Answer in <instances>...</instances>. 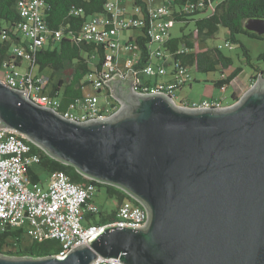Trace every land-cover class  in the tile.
Listing matches in <instances>:
<instances>
[{"label":"water","instance_id":"1","mask_svg":"<svg viewBox=\"0 0 264 264\" xmlns=\"http://www.w3.org/2000/svg\"><path fill=\"white\" fill-rule=\"evenodd\" d=\"M245 29L264 34V20ZM107 83L119 109L75 122L0 82V129L11 130L85 178L145 210L139 228L106 227L64 257L0 264H264V78L222 109H188L162 94Z\"/></svg>","mask_w":264,"mask_h":264},{"label":"built area","instance_id":"2","mask_svg":"<svg viewBox=\"0 0 264 264\" xmlns=\"http://www.w3.org/2000/svg\"><path fill=\"white\" fill-rule=\"evenodd\" d=\"M177 0H131L132 11H128V0H104L100 13L86 17L81 26L80 39L99 44L104 49V60L99 69H93L82 83L94 93L83 94L61 109L57 97L46 93L48 78L34 73L35 53L49 41H59L61 31H49L45 24L43 0H17L15 8L20 16V44L10 48L11 58L0 67V82L6 86L26 92L25 97L38 106L49 108L63 118L75 122H89L111 117L120 107L107 84L125 81L128 72L133 78L131 90L139 95L162 94L173 103L188 109H222L228 105L222 99H202L199 103L174 102V92L185 85L190 86V67L182 65L173 54L162 46L170 38L174 15L194 12L208 13L216 2L222 0H186L176 5ZM75 17L83 15L81 8H72ZM136 30V36L121 39L123 31ZM144 37L150 42V61L139 66L141 51L137 40ZM23 43V44H21ZM156 43L158 47L152 49ZM230 48L228 42L216 46ZM183 53L178 49L175 54ZM153 58L157 62L153 63ZM22 63H26L24 67ZM169 67V69H168ZM166 77L164 81L142 82L143 77ZM84 88V89H85ZM100 91L115 102L100 106ZM226 91V86L220 87ZM115 105L117 108L115 109ZM79 111V113H78ZM39 163V156L30 152L24 138L11 130L0 129V228L9 229L26 226V235L31 242L54 240L57 242V257H64L73 248L86 245V239L98 235L104 228H139L145 225L146 212L139 204L126 199L112 211L114 220L103 224L91 222L100 214L92 202L95 186L72 183L63 172L48 175L45 185L32 183L28 170ZM111 213V214H112ZM109 214V215H111ZM89 215L88 220L85 216ZM6 251V250H3ZM117 259H99L93 264H120Z\"/></svg>","mask_w":264,"mask_h":264},{"label":"trees","instance_id":"3","mask_svg":"<svg viewBox=\"0 0 264 264\" xmlns=\"http://www.w3.org/2000/svg\"><path fill=\"white\" fill-rule=\"evenodd\" d=\"M46 4L44 11L45 24L49 31H61L59 41L49 40L45 46L39 49L34 55V61L38 67V73L45 70L50 71L48 78V94L59 97L61 109L75 99L83 95V90L87 86L82 83L86 74L93 69H99L104 60V49L102 45L87 42L80 39L81 26L87 16L100 13L104 8V0H43ZM186 0L175 1L176 5L184 4ZM17 0H0V67L3 61L11 58L10 48L14 44H20L21 39L18 30L20 16L15 8ZM72 8H81L83 15L75 17L71 14ZM201 13L175 14V21L194 22V28L187 34L182 33L179 37H171L162 46L167 52L173 54L182 65L194 68L200 73L220 72V79L213 82L214 86L220 89L221 86H230L232 82L242 72L241 67H233V60L226 56L216 46H202L203 43L213 39L220 27L227 30V40L233 44H239L242 55L253 72L257 75L264 73L263 70L256 68L250 61L248 49L236 40V35H245L249 38L261 40L263 35L250 32L245 29V24L250 19L264 20V0H222L216 2L213 10L208 13H202L201 17L192 18ZM141 51L139 66L150 61V42L144 37L137 40ZM23 44V43H21ZM178 49H183V53L175 54ZM259 59L264 60V52L259 55ZM66 79L63 75H66ZM98 92V91H97ZM232 99L237 98L232 94ZM117 106L115 105V109ZM30 146V152L39 156L37 164L47 173L63 172L72 183L86 186L93 184L96 188H104L109 198L113 199L117 205L124 200H132L138 204L126 193L120 189L98 183L83 177L72 167L65 165L50 156L43 150L25 140ZM28 176L32 183L42 181L34 169L28 170ZM46 178V179H47ZM89 215L85 216L88 220ZM114 220L113 213L106 217H101L95 224H103ZM21 230H10L8 227L0 229V253L11 256H31L44 257L54 255L58 251L57 242L46 240L42 242H31L30 246L22 248L20 240ZM16 246L14 251L3 249Z\"/></svg>","mask_w":264,"mask_h":264},{"label":"rangeland","instance_id":"4","mask_svg":"<svg viewBox=\"0 0 264 264\" xmlns=\"http://www.w3.org/2000/svg\"><path fill=\"white\" fill-rule=\"evenodd\" d=\"M131 0H128V11H132L130 6ZM202 15H195L192 18H198ZM194 28V22L192 20L189 21H175L173 26L170 28L169 32L171 37H179L182 33L187 34ZM138 31L131 30V31H123L120 35L121 39H128L130 36H136ZM236 40L243 44L246 49L249 51L250 61L256 67L264 71V60L259 59V55L264 52V39L257 40L253 38H249L245 35H236ZM23 37L20 35V39ZM228 42L230 48L223 47L224 43ZM222 45L221 51L226 55L232 58L233 60V67H241L242 72L240 75L232 82V84L226 87V91L221 92L220 89L214 86L213 82L220 79V72L214 71L207 74L197 72L194 68H190V74L192 77V81L189 85L183 86L181 89H178L174 92V102L176 104L179 103H199L202 99H222L223 104L231 105L236 103L251 87L257 82L258 77L264 78V73H261L257 76L256 79L253 77L257 74L251 70V68L245 64V60L242 55V50L240 45L230 43L227 40V30L223 27H220L218 33L213 39L208 40L207 42L203 43L202 46H218ZM158 45L156 43L151 45L152 49H156ZM153 63L157 62L155 58H153ZM26 63H22L21 66L24 67ZM169 69V67H168ZM34 73H38V67H34ZM43 75L50 78V71L45 70L42 72ZM66 75H63V78L66 79ZM166 77H143L141 78L142 82L150 81L151 83L154 82H161L164 81ZM48 93V88L45 91ZM94 93V91L87 87L83 90V94H90ZM99 96L100 106L105 104H111L115 101L105 92L100 91L96 93ZM232 94L237 98V100L232 99ZM59 98V97H58ZM79 113V111H78ZM32 168L37 173L39 178L42 181H46L47 173L40 168L38 165H33ZM92 202L97 206L100 214H96L91 219V222L98 221L101 217H106V214H110L115 208L117 203L109 198L106 194L104 188H95L94 195L92 197ZM1 229V228H0ZM14 230H21L20 233V240L21 246L24 248L25 246H30L31 241L26 235V226H22L21 228L10 229ZM17 247L10 246L3 250H16Z\"/></svg>","mask_w":264,"mask_h":264},{"label":"crops","instance_id":"5","mask_svg":"<svg viewBox=\"0 0 264 264\" xmlns=\"http://www.w3.org/2000/svg\"><path fill=\"white\" fill-rule=\"evenodd\" d=\"M189 87H190V86H189ZM226 87H227V86H226ZM46 182H47V179H46V181H44L42 184L45 185ZM111 213H112V212H111ZM111 213H110V214H111ZM108 215H109V214H106V216H108Z\"/></svg>","mask_w":264,"mask_h":264}]
</instances>
